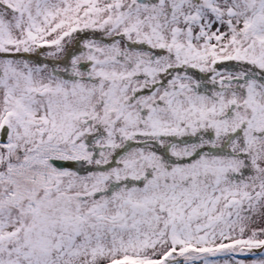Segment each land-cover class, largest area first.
<instances>
[{
	"label": "snow or ice",
	"instance_id": "obj_1",
	"mask_svg": "<svg viewBox=\"0 0 264 264\" xmlns=\"http://www.w3.org/2000/svg\"><path fill=\"white\" fill-rule=\"evenodd\" d=\"M0 264H264V0H0Z\"/></svg>",
	"mask_w": 264,
	"mask_h": 264
}]
</instances>
